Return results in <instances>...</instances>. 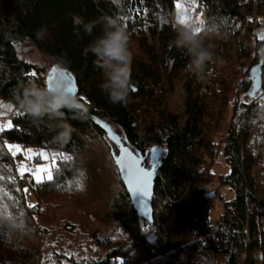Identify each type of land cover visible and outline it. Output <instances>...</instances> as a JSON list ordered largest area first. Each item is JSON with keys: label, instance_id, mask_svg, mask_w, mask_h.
I'll use <instances>...</instances> for the list:
<instances>
[{"label": "trees", "instance_id": "16d2710c", "mask_svg": "<svg viewBox=\"0 0 264 264\" xmlns=\"http://www.w3.org/2000/svg\"><path fill=\"white\" fill-rule=\"evenodd\" d=\"M197 2L204 20L223 21L218 36L203 37L213 61L202 80L172 44L176 0H0V100L10 102L4 117L12 123L0 131V216L16 218L0 219V264H215L219 252L223 264L243 256L264 264V66L262 95H249L251 69L264 65V32L263 40L255 32L264 0ZM106 15L119 19L129 39L132 87L124 106L101 92L102 70L84 54ZM89 22H97L91 33L83 26ZM38 53L77 79L83 109L65 110L62 121L75 129L67 142L54 139L61 121L32 118L18 103L23 85L47 87ZM229 106L225 137H211L224 129ZM103 126L120 130L144 157L159 151L153 223L135 211L115 161L118 146ZM13 142L53 155V179L21 178L6 147ZM218 154L230 171L217 179L234 196L213 226L206 185L214 173L206 159ZM24 189L35 198L32 208ZM98 222L115 223L124 238L105 241L92 232ZM68 238L80 242L72 257L61 244Z\"/></svg>", "mask_w": 264, "mask_h": 264}, {"label": "clouds", "instance_id": "9594fccd", "mask_svg": "<svg viewBox=\"0 0 264 264\" xmlns=\"http://www.w3.org/2000/svg\"><path fill=\"white\" fill-rule=\"evenodd\" d=\"M76 24L83 21L74 18ZM97 22L84 24L86 32L91 33ZM98 23L101 25V32L95 36L84 50L96 58L94 63L102 70L103 80L100 90L104 93L109 102L114 106H124L129 101L131 84V55L129 51L128 36L114 16H104ZM223 24L222 20L210 18L203 20L197 27L193 22L186 21L184 24L177 23L176 36L172 44L177 49H182L189 57L186 65L187 71L197 79H204L209 62L213 61V52L205 45V36H218ZM200 28L197 32L196 29ZM19 106L30 117L61 121L56 125L54 139L67 142L71 139L75 129L67 122H63L65 110H82L83 105L78 97L62 89H50L41 87L34 82L22 86L18 100ZM264 258V253L259 254Z\"/></svg>", "mask_w": 264, "mask_h": 264}, {"label": "rangeland", "instance_id": "374dc122", "mask_svg": "<svg viewBox=\"0 0 264 264\" xmlns=\"http://www.w3.org/2000/svg\"><path fill=\"white\" fill-rule=\"evenodd\" d=\"M178 4L180 5L179 8L177 7ZM175 10H176L177 20H178V17H180V16H187L190 18L188 21L193 22L197 27H199V25H200L199 20H204L203 10L201 8H198L197 0H176ZM259 18H260V21H261L263 26L257 27L255 32H256V36L258 38L260 37V39L263 40L264 18L263 17H259ZM254 24H256V22H254ZM204 42H205V45L207 47H210V45L207 44L205 40H204ZM36 57H37V60L39 61V63L41 64V66H43L45 68L46 75H47V72H48V69L50 66H49V63L46 61V58H44L39 53L36 55ZM236 58H237V61L239 64L244 63L247 66L250 62V58L239 59L238 56ZM8 106H11L10 102L0 100V128H2V129L8 128L7 125H8V122L10 121L8 118L4 117L6 112H7L6 110L9 109ZM230 109H231V107L229 106L227 111H226V120L223 122V124L225 126L224 129L221 131L214 132L211 135V137H213V138L215 137L216 139H218L220 136H222V138L225 137L224 130H226L228 127V118H229ZM116 130L118 131V133H120L121 136H123L122 132L120 130L115 128V131ZM9 144L14 145V146L18 145L20 147V151H18L15 155L16 170L22 165H26L28 168H31V169H34L37 165H49L51 168V171L53 173L54 168L57 166L56 159H55V163L53 164L52 158H54V156L51 155L49 152H47L45 149H40V148H36V147H31V146H25V145H22L20 143H14V142L13 143H7L6 146ZM28 149H32L33 153H37V154L40 152H46L50 159L44 160L43 158L39 157L38 155H35L31 159H28V156H29V153L27 151ZM15 150L16 149L13 148L12 151H15ZM36 159H38V160H36ZM206 160H207L206 161L207 164H209L211 166V171L214 173L212 181L208 182V183H212L213 186L209 187L208 185H206V189L209 190L210 192L215 191V193H216V195L210 199V211H209V221H210L211 225L215 226V225H217V223L220 220V215L223 212L224 202L233 198L234 191L231 190L227 186L220 185L219 180L217 179V177L219 175H226L230 171L229 165L226 163L224 157L222 155L218 154V156L214 159L213 162H211L208 158ZM145 165L147 167L150 166L149 154L145 158ZM24 175H28L32 179H34L30 173H25ZM45 180H47L46 174H45ZM34 181H35V179H34ZM26 193H27L29 203L31 205L35 204L36 201H35L33 194L29 190H27ZM36 219H39V217L36 216ZM40 220H42V219H40ZM42 221H45V220H42ZM74 224H75L77 230L80 233H82L83 231H82L81 221H74ZM61 230L64 232V229L61 228ZM87 232L89 233L90 231H87ZM92 232L95 233L97 236L105 237L104 240L107 242H112L113 240L121 241L124 238V236L121 233V229H119V227L115 223L103 224V223L98 222V223L94 224V226L92 228ZM81 242L84 244L86 242V239L82 238ZM79 243L80 242L78 240L72 241L70 238H68V239H64V241L61 244L64 246L70 245L68 250H67V254L69 257H72V253L74 254L75 250H77V246L79 245ZM90 245H93V242L90 243ZM223 257L224 256L222 253H220V252L217 253L215 255L214 263L215 264H223ZM243 263H245L244 262V256L239 258L237 264H243Z\"/></svg>", "mask_w": 264, "mask_h": 264}, {"label": "water", "instance_id": "95a60500", "mask_svg": "<svg viewBox=\"0 0 264 264\" xmlns=\"http://www.w3.org/2000/svg\"><path fill=\"white\" fill-rule=\"evenodd\" d=\"M263 62L262 60L254 65L251 69L252 74V86L249 95L251 97L256 96L259 94L263 87ZM51 78V79H49ZM46 82L47 87L49 82L52 85V89H62L68 91L76 96H78V83L77 79L74 74L69 71L67 68L61 66L60 64L51 65L48 69L46 75ZM49 88V87H48ZM262 95V92H261ZM81 103V102H80ZM82 104V103H81ZM83 105V104H82ZM103 129L107 132L108 136L117 144L118 146V154L115 157V161L118 157L123 156L124 153L120 151L121 147L127 149L129 153L133 155L134 158H139L141 161V166L144 167L146 170L152 173L149 186L147 190V195H142L140 193H133L129 191L126 179H125V172L122 170V166L118 165L119 173L121 179L126 187V190L130 196L132 205L140 216L149 220L150 223L154 222V210H153V196L155 191V183L158 176V167L160 162V153L156 149H152L149 154V164L150 166L147 167L144 163L145 157L142 154L134 151L128 144H126L121 137L113 131V129L107 126H103ZM113 136L117 137L118 139H114ZM216 195L215 191H211L206 194V198L211 199Z\"/></svg>", "mask_w": 264, "mask_h": 264}, {"label": "snow or ice", "instance_id": "6c2138e0", "mask_svg": "<svg viewBox=\"0 0 264 264\" xmlns=\"http://www.w3.org/2000/svg\"><path fill=\"white\" fill-rule=\"evenodd\" d=\"M177 7L179 8L180 5L178 4ZM189 19L190 18L187 16H180L178 17V23L184 24ZM199 23L202 24L203 20H199ZM196 31L199 32L200 28H197ZM28 75L34 77L36 76V73L32 72V73H29ZM48 87L52 89V85L50 82H49ZM8 107L10 108L11 106H8ZM19 115H23V113L20 112ZM7 127L9 128L12 127L11 121L8 122ZM0 131H3V129L0 128ZM113 138L118 139L115 136H113ZM6 147L8 148L9 152H11L12 156H15L16 153L20 151V147L18 145L14 146V145L9 144ZM13 148H15L16 150L12 151ZM27 151L29 153L28 159H31L35 155H38L44 160L50 159L46 152H40L37 154V153H33L32 149H28ZM120 151L124 153V155L118 157L116 160V163L122 166V170L126 174L125 179H126L129 191L133 193H140L142 195H147L149 180H150L152 173L146 170L144 167H142L141 161L139 160V158H134L133 155L127 151V149L121 147ZM52 159H53V164H54L55 158H52ZM17 171L19 172L21 178L24 177L25 173H30L31 176L35 179L36 183L38 184L45 180V174H46V179L48 181H51L53 179V173L49 165H37L34 169L28 168L26 165H22L17 169ZM9 179L11 180L12 178L9 177ZM0 180H3L2 176H0ZM16 191H19V189H16ZM23 191L27 192V189H24ZM28 207L32 208L34 207V205L29 204ZM0 219L6 220L9 223H12L13 221H15L16 218L11 215H7V216H0Z\"/></svg>", "mask_w": 264, "mask_h": 264}, {"label": "built area", "instance_id": "2783aa9c", "mask_svg": "<svg viewBox=\"0 0 264 264\" xmlns=\"http://www.w3.org/2000/svg\"><path fill=\"white\" fill-rule=\"evenodd\" d=\"M263 93V92H262ZM209 187H212L213 186V184L212 183H208L207 184ZM243 264H246V263H243Z\"/></svg>", "mask_w": 264, "mask_h": 264}, {"label": "flooded vegetation", "instance_id": "af4514ba", "mask_svg": "<svg viewBox=\"0 0 264 264\" xmlns=\"http://www.w3.org/2000/svg\"><path fill=\"white\" fill-rule=\"evenodd\" d=\"M149 154H150V153H149ZM146 157H147V156H146ZM146 157H145V158H146Z\"/></svg>", "mask_w": 264, "mask_h": 264}]
</instances>
